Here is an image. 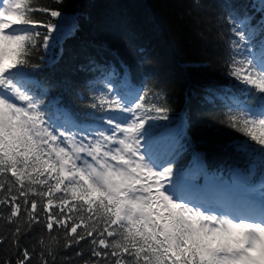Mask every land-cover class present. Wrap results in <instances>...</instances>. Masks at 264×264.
<instances>
[{"label":"snow or ice","instance_id":"snow-or-ice-1","mask_svg":"<svg viewBox=\"0 0 264 264\" xmlns=\"http://www.w3.org/2000/svg\"><path fill=\"white\" fill-rule=\"evenodd\" d=\"M252 7L260 13L256 26L247 13L229 17L235 39L228 74L256 104L238 103L227 115L243 137L228 147L249 161L247 173L236 170L228 184L202 162L187 173L177 169L178 140L161 152L154 148L149 121L167 120L169 110L149 102L146 87L129 102L113 74L102 72L104 90L87 113L97 128L55 108L58 98L45 104L47 89L32 57L49 49L57 25L33 14L62 13L37 0H0V205L9 207L0 219L12 223L22 211L24 217L13 244L19 247L22 231L34 225L49 233L55 226L63 230L64 248L90 245L95 259L84 264H264V192L257 203L255 189L246 186L257 170L264 176V0ZM47 255L55 259L53 251ZM44 256L40 264H49ZM31 259L28 248H19L15 264Z\"/></svg>","mask_w":264,"mask_h":264},{"label":"trees","instance_id":"trees-1","mask_svg":"<svg viewBox=\"0 0 264 264\" xmlns=\"http://www.w3.org/2000/svg\"><path fill=\"white\" fill-rule=\"evenodd\" d=\"M37 2L62 13L57 18L34 13L38 19L57 27L64 23L61 18L65 16H73L76 22L74 33L62 39H56L53 33L49 49L38 48L32 57V62L40 65L35 70L36 78L47 89L45 104L58 98L55 108L73 113L81 125L99 126L87 115L95 111L88 106L92 97L104 90L100 83L104 78L102 72H110L116 82L114 87L138 92L146 87L151 93L149 102L169 110L167 120L149 124L155 125L151 129L155 148L164 149L174 140L182 145L175 157L177 169L187 173L202 162L209 174L215 173L226 182L236 170L247 173V158L228 147L243 137L226 120L238 105L231 103L232 98L249 105H255L256 101L249 99L242 91L245 86L228 74L229 42L235 39L229 17L242 19V14L247 13L256 26L260 13L252 5L259 0ZM182 122L186 124V136L179 140L173 133ZM197 156L199 160L194 159ZM8 182L5 181L6 186ZM203 182V177L197 181ZM3 194L7 195L6 189ZM0 212L7 217L9 207L0 205ZM17 224L23 229V211L12 223L0 219V236L4 238L0 244V264L5 261L15 264L19 248L29 249L30 264H40L42 252L49 264H84L85 260L95 259L89 255L90 245L85 242L64 248L63 230L55 226L52 233L40 225H34L31 232L22 231L17 247L13 244ZM77 249L84 255L77 256ZM49 251H53L55 259L47 255Z\"/></svg>","mask_w":264,"mask_h":264},{"label":"rangeland","instance_id":"rangeland-1","mask_svg":"<svg viewBox=\"0 0 264 264\" xmlns=\"http://www.w3.org/2000/svg\"><path fill=\"white\" fill-rule=\"evenodd\" d=\"M61 20L64 21L63 25H60L59 27H57V32H54V33H56V37H57V34L59 32H63L64 33L63 35H61L59 37V39H62L64 37L74 33L75 24H76L75 20L73 19V16H65L64 18H61ZM260 187H261V184L256 187L255 193H254V195H255V197L257 199V202H259L261 194H262V192H264V189H262ZM256 192H260V193H258V195H256L257 194Z\"/></svg>","mask_w":264,"mask_h":264}]
</instances>
